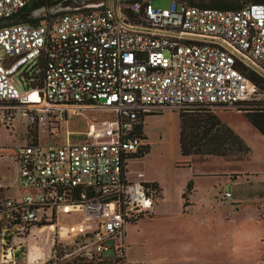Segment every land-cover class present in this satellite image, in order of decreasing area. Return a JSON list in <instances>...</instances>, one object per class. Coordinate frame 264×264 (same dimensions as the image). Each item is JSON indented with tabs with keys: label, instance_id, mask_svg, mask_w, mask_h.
Masks as SVG:
<instances>
[{
	"label": "built area",
	"instance_id": "obj_1",
	"mask_svg": "<svg viewBox=\"0 0 264 264\" xmlns=\"http://www.w3.org/2000/svg\"><path fill=\"white\" fill-rule=\"evenodd\" d=\"M58 1L0 0V20ZM152 2L98 0L35 25L0 27V127L16 134L19 115L25 128V143L0 154L11 172L5 178L0 168V264H28L27 241L45 230L52 258L62 251L64 264H141L127 255L124 229L150 216L158 196L151 182L127 177V162L147 146L140 114L237 109L257 98L240 69L264 77V3L222 10ZM86 108L114 119L58 141L67 117ZM72 212L80 218L61 226Z\"/></svg>",
	"mask_w": 264,
	"mask_h": 264
},
{
	"label": "rangeland",
	"instance_id": "obj_2",
	"mask_svg": "<svg viewBox=\"0 0 264 264\" xmlns=\"http://www.w3.org/2000/svg\"><path fill=\"white\" fill-rule=\"evenodd\" d=\"M171 1L154 0L152 5L167 8ZM175 1L191 5L189 0ZM105 2L109 5L112 0ZM258 93L253 101H264V90ZM239 108L243 107L214 108L211 112L249 147L242 157L191 154L186 158L180 154V115H204L206 110L162 109L141 115L139 121L149 151L143 158L129 162L128 168L126 164L127 177L155 183L158 197L150 216L125 226L129 259L143 264H264V137L246 121ZM112 119L111 112L82 109L67 117L57 140H78L90 124L104 128ZM15 127L16 134L0 127V154L11 153L12 147L25 143L19 115ZM6 166V162L0 165L5 178L11 175ZM159 180L167 186L165 200ZM189 181L193 189L183 207L181 190L183 193ZM74 218L79 219L80 214H63L59 224L66 227ZM51 238L52 234L45 230L27 241L26 246L41 251L37 264H64L62 251L52 258ZM67 243L73 245L72 240ZM25 262L20 259L18 263Z\"/></svg>",
	"mask_w": 264,
	"mask_h": 264
},
{
	"label": "trees",
	"instance_id": "obj_3",
	"mask_svg": "<svg viewBox=\"0 0 264 264\" xmlns=\"http://www.w3.org/2000/svg\"><path fill=\"white\" fill-rule=\"evenodd\" d=\"M189 3L191 4L189 6H199L204 8H214L222 10H238L252 3H264V0H211L210 3H193V1L189 0ZM53 4V2H39L22 11L33 9L43 5L51 6ZM19 13H17L16 15H18ZM49 17L51 16L44 15L38 19L33 20L15 19L12 24L26 22L35 25L38 24L41 19ZM240 70L243 72L246 78L257 87L258 91L264 90V77L246 68H241ZM214 108L217 107H200L192 110H180H206V113H204V115L187 117L180 115L179 151L182 156L188 157L191 154H197L219 157H242L249 152L250 149L245 144V142L229 126L223 123L217 115L211 112V110ZM239 110L243 112L246 121L264 137V101L247 102L243 106V108H239ZM141 115H143V113L140 114V117ZM138 134L142 135V138H144L142 134L141 124L138 128ZM148 151V146H145L138 154L134 155L131 159L141 158L145 154H147ZM152 186L157 188L155 183H153ZM192 189V181H189L186 184L185 190L182 194V199L184 200L182 203L183 207L187 205V196L192 191Z\"/></svg>",
	"mask_w": 264,
	"mask_h": 264
},
{
	"label": "water",
	"instance_id": "obj_4",
	"mask_svg": "<svg viewBox=\"0 0 264 264\" xmlns=\"http://www.w3.org/2000/svg\"><path fill=\"white\" fill-rule=\"evenodd\" d=\"M97 1L98 0H60L51 6L43 5L26 11H21L18 15L13 16L11 18L2 19L0 20V27L4 25L12 24L15 19L33 20V19H38L44 15L57 16L65 12H73L85 8L96 7ZM149 113H156V112L154 111ZM23 253H24V249L23 247H20V249L17 250L16 253L14 254V257L16 259H20Z\"/></svg>",
	"mask_w": 264,
	"mask_h": 264
},
{
	"label": "crops",
	"instance_id": "obj_5",
	"mask_svg": "<svg viewBox=\"0 0 264 264\" xmlns=\"http://www.w3.org/2000/svg\"><path fill=\"white\" fill-rule=\"evenodd\" d=\"M146 155V154H145ZM144 155V156H145ZM143 156V157H144ZM143 157H141V158H143ZM189 157V156H188ZM187 158V157H186ZM136 159H139V158H133V159H130L128 162H127V168H128V164H129V162H132L133 160H136ZM127 173H128V170H127ZM148 181V180H147ZM151 181V180H150ZM159 182H160V186H161V189H162V191H161V194H162V200H165V198H166V196H167V186H166V184L164 183V181H162V180H159ZM171 186H173V185H171ZM185 187V186H184ZM182 191L183 190H181V199H182ZM172 192H173V187L170 189V195L172 196ZM74 219H76V218H74Z\"/></svg>",
	"mask_w": 264,
	"mask_h": 264
},
{
	"label": "bare ground",
	"instance_id": "obj_6",
	"mask_svg": "<svg viewBox=\"0 0 264 264\" xmlns=\"http://www.w3.org/2000/svg\"><path fill=\"white\" fill-rule=\"evenodd\" d=\"M65 233H66V229L63 228L61 230V235L64 237ZM41 256H42L41 251H38V249H34V248L32 249L31 248V250L29 252V256H28V261H29L28 264H30L32 261H34V259L40 258Z\"/></svg>",
	"mask_w": 264,
	"mask_h": 264
},
{
	"label": "flooded vegetation",
	"instance_id": "obj_7",
	"mask_svg": "<svg viewBox=\"0 0 264 264\" xmlns=\"http://www.w3.org/2000/svg\"><path fill=\"white\" fill-rule=\"evenodd\" d=\"M141 264H143V262H140Z\"/></svg>",
	"mask_w": 264,
	"mask_h": 264
}]
</instances>
